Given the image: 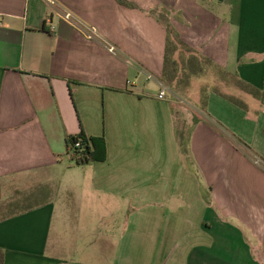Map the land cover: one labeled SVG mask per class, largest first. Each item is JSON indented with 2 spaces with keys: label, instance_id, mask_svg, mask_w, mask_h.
<instances>
[{
  "label": "crops",
  "instance_id": "1",
  "mask_svg": "<svg viewBox=\"0 0 264 264\" xmlns=\"http://www.w3.org/2000/svg\"><path fill=\"white\" fill-rule=\"evenodd\" d=\"M128 1L0 0L3 264H264V171L231 139L264 160V102L210 92L188 165L162 82L170 23L264 93V0ZM82 133L105 161H72Z\"/></svg>",
  "mask_w": 264,
  "mask_h": 264
},
{
  "label": "trees",
  "instance_id": "2",
  "mask_svg": "<svg viewBox=\"0 0 264 264\" xmlns=\"http://www.w3.org/2000/svg\"><path fill=\"white\" fill-rule=\"evenodd\" d=\"M121 5L134 9L136 6L132 3H130L128 0H117ZM153 16L156 15V12H151ZM167 27V46H166V57H165V67H164V73L162 82L165 86L168 88H171L170 90H174L173 84L175 82L179 81V78L177 77V73L179 71H183L185 74H187L188 77H196L198 75H201L206 71L207 68L210 66L214 69H217L221 71L225 76L228 78L231 77V81L234 80V83L232 84L234 87H236L238 90L254 97L255 99L260 100L261 102H264V93H262L260 90L256 89L255 87L251 86L250 84H247L246 82L242 81L237 75H231L227 73L226 71L222 70L219 66L214 64L212 61H210L207 58H204L201 56L198 52L188 47L181 39L179 33L174 29V27L170 24H166ZM185 49L186 52L190 53L191 55L189 58L184 61L185 65L181 66L179 68V61L177 58L174 57V55L181 51L182 49ZM184 80H180V82H183ZM212 91H209L207 93V101L209 93ZM217 94L221 95L223 98L228 100L229 102L236 104L244 109H247V106L238 98L230 95H224L221 93ZM206 101V106H207ZM205 106V110H206ZM200 120L195 119L194 125H197ZM191 134L192 131L188 130L187 132H179L177 133L178 140H179V147L181 149V153L186 158V161L188 165L192 164V156H191ZM234 143L239 148H246L247 150L251 151V148L247 146L244 142H242L240 139H238L235 136H232ZM77 144H80L79 147H77ZM67 148H68V154L71 155L72 161H75L78 165H85L91 162H97V161H105L106 159V151L104 149V141L98 140L94 138H87L84 133H82L79 136L69 137L67 139ZM4 260V254L2 251H0V264H3Z\"/></svg>",
  "mask_w": 264,
  "mask_h": 264
},
{
  "label": "rangeland",
  "instance_id": "3",
  "mask_svg": "<svg viewBox=\"0 0 264 264\" xmlns=\"http://www.w3.org/2000/svg\"><path fill=\"white\" fill-rule=\"evenodd\" d=\"M182 49V48H181ZM191 54L186 52L185 49L177 52L174 57L179 61V68L184 66L186 61ZM184 64V65H183ZM182 68V67H181ZM177 77L179 78L178 84L175 82L173 86L174 90L167 89L170 93V98L175 106L177 111V125L180 131L187 132L190 128L189 121L191 116L193 115V119L201 120L203 116L207 115L205 110V104L207 99V93L209 91L215 93H221L224 95H232L238 96V93L234 91L236 87L232 84L234 80L231 81V77L225 76L221 71L212 68L211 66L206 69L204 73L198 75L196 77H188L182 70L177 73ZM180 80H184L180 82ZM233 140V138H231ZM234 141V140H233ZM238 147V146H237ZM243 151L247 154V157L250 160H253L256 166L261 168L264 171V160L257 155L252 149L251 151L242 147ZM240 192V197H242V189H238ZM10 195V194H9ZM208 197L210 194H207ZM31 198V197H29ZM11 202V203H10ZM21 202V201H18ZM22 204H30L26 200L21 202ZM2 204V202H0ZM3 204H15L12 201L5 200ZM19 211H23L21 208H0V218L11 213H16ZM248 240L252 246L257 250V254L259 253L264 260V247L259 244V240H255L253 237L248 236Z\"/></svg>",
  "mask_w": 264,
  "mask_h": 264
},
{
  "label": "built area",
  "instance_id": "4",
  "mask_svg": "<svg viewBox=\"0 0 264 264\" xmlns=\"http://www.w3.org/2000/svg\"><path fill=\"white\" fill-rule=\"evenodd\" d=\"M67 19H70V16H67ZM3 25V19L0 17V27ZM167 96V92L165 90L161 91L160 94L158 95V98L160 100H164ZM80 144H77V147H79Z\"/></svg>",
  "mask_w": 264,
  "mask_h": 264
}]
</instances>
